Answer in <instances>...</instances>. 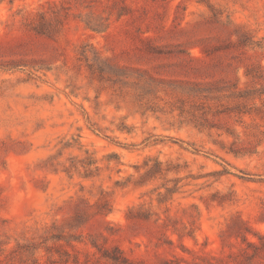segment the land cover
I'll return each instance as SVG.
<instances>
[{
	"label": "rangeland",
	"instance_id": "374dc122",
	"mask_svg": "<svg viewBox=\"0 0 264 264\" xmlns=\"http://www.w3.org/2000/svg\"><path fill=\"white\" fill-rule=\"evenodd\" d=\"M0 264H264V0H0Z\"/></svg>",
	"mask_w": 264,
	"mask_h": 264
}]
</instances>
